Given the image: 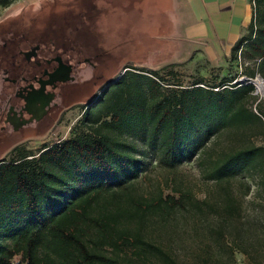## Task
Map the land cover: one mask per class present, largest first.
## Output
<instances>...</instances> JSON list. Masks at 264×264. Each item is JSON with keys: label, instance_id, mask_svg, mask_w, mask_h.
Masks as SVG:
<instances>
[{"label": "trees", "instance_id": "obj_1", "mask_svg": "<svg viewBox=\"0 0 264 264\" xmlns=\"http://www.w3.org/2000/svg\"><path fill=\"white\" fill-rule=\"evenodd\" d=\"M253 2L251 20L229 54L230 60L257 62L245 66L247 77L264 74V0ZM10 3L0 0V7ZM115 78L81 104L71 136L37 151L19 144L0 157V264H197L154 237L153 218L169 214L173 199L159 190L145 195L138 185L152 163L173 171L197 157L212 185L204 199L186 190L176 205L213 216L198 233L204 257L194 259L237 264L239 251L247 264H264V242L253 232V219L242 216L240 200L250 193L248 176L264 199V145L244 141L218 152L206 149L222 132L264 135L262 108H249L253 86L232 74L208 85L203 78L168 83L158 70L129 65Z\"/></svg>", "mask_w": 264, "mask_h": 264}, {"label": "rangeland", "instance_id": "obj_2", "mask_svg": "<svg viewBox=\"0 0 264 264\" xmlns=\"http://www.w3.org/2000/svg\"><path fill=\"white\" fill-rule=\"evenodd\" d=\"M98 1L102 5L106 0ZM149 5L156 7L157 10L168 9L171 6V0H150ZM78 10H83L85 13L79 14ZM110 11L111 13L105 12L102 7L97 8L95 0H11L8 6L0 7V19L12 18L18 13L25 14V16L29 14L27 18L21 15L19 17L21 21L26 22L25 26H30L29 30H25L27 33L31 34L34 27L48 29L52 36L56 33H64L81 41L88 53L99 51L101 78L98 83L112 76L116 77L122 68L128 65L145 71L158 70L168 80V83L180 81L182 84H188L197 78H203L207 85L218 83L221 77L231 74L237 78L248 75L244 70L246 65L251 68L256 67L257 62L244 60L242 57L230 60V50L214 59L206 53L199 52L197 46L183 43L181 38L176 37L174 33L159 36L158 33L162 29L151 26V21L158 18L155 15L156 11H151L150 18L147 19H145L146 14L142 8L125 12L123 6H116ZM147 20H151V25ZM144 24L149 25L144 27ZM170 32H172L171 29ZM169 63L175 65L163 69ZM170 69L177 71L176 76L169 72ZM256 73L264 78V74L260 71ZM84 77L86 80L75 91L76 95L86 94L93 87L95 77L89 78V73ZM259 106L263 110L264 118V98L259 100L256 96V99L249 103V108L254 112H259ZM81 112L82 109L78 107L66 111L62 118L41 137L24 140L25 137L16 134L0 138V157H6L19 141L24 140L20 145L26 150L37 151L44 143L52 144L68 138L76 131ZM241 131L242 134L238 133L237 136L229 135L227 132L218 134L210 141L206 149L218 152L244 141L264 145V135L257 133L255 129L247 131L242 129ZM198 159L199 157L185 162L173 171L152 163L139 178L138 185L145 195L152 196L151 194L159 190L163 198L171 197L175 203L174 209L169 214L162 215L163 219L153 218L156 220L153 222L155 229H158L155 231L158 234L155 233L154 237H159L173 254L189 263L195 261L197 264H216L214 260L202 262L203 260L194 259L195 254L204 257L203 252L200 251L203 241L198 233L206 228L208 223L214 222L213 216L204 211L203 214L195 213V208L188 204H185L186 210L176 206L184 191H190L196 199L201 200L204 199L207 190L212 185L211 181L204 178ZM247 178L251 189L247 196H240L241 214L243 217H249V220L253 219L256 229L252 230L258 235V241L261 239L263 243L264 199L258 195L256 182L252 177ZM256 178L258 177H254ZM213 207L218 208V203L213 201ZM230 236L225 233L223 239L229 242ZM235 257L237 264H247L241 252L236 251Z\"/></svg>", "mask_w": 264, "mask_h": 264}, {"label": "flooded vegetation", "instance_id": "obj_3", "mask_svg": "<svg viewBox=\"0 0 264 264\" xmlns=\"http://www.w3.org/2000/svg\"><path fill=\"white\" fill-rule=\"evenodd\" d=\"M20 15L0 19V138L21 134L27 140L44 136L71 108L82 109L108 82L98 83L99 51L88 53L81 41L64 33L52 36L48 29L34 27L29 34ZM87 73L95 77L93 87L76 95Z\"/></svg>", "mask_w": 264, "mask_h": 264}, {"label": "crops", "instance_id": "obj_4", "mask_svg": "<svg viewBox=\"0 0 264 264\" xmlns=\"http://www.w3.org/2000/svg\"><path fill=\"white\" fill-rule=\"evenodd\" d=\"M149 2L106 0L102 5L109 13L116 6H123L125 12L142 8L145 19L150 18L151 11H156L158 18L147 22L162 29L159 36L174 33L183 43L197 46L199 52L214 59L231 49L244 33L253 11L251 0H171L170 8L161 10L150 6Z\"/></svg>", "mask_w": 264, "mask_h": 264}, {"label": "built area", "instance_id": "obj_5", "mask_svg": "<svg viewBox=\"0 0 264 264\" xmlns=\"http://www.w3.org/2000/svg\"><path fill=\"white\" fill-rule=\"evenodd\" d=\"M252 7L254 5L253 0H251ZM238 82H249L253 86L252 93L258 96V99L264 98V78L260 76V74L256 73L254 77H247L242 75L237 78Z\"/></svg>", "mask_w": 264, "mask_h": 264}, {"label": "water", "instance_id": "obj_6", "mask_svg": "<svg viewBox=\"0 0 264 264\" xmlns=\"http://www.w3.org/2000/svg\"><path fill=\"white\" fill-rule=\"evenodd\" d=\"M125 69H126V68H124V69L120 72V74H122V73L124 72ZM120 74L117 75L116 78H115L112 82L116 81V79L120 76ZM109 85H110V83H107V84H106V87H109Z\"/></svg>", "mask_w": 264, "mask_h": 264}]
</instances>
